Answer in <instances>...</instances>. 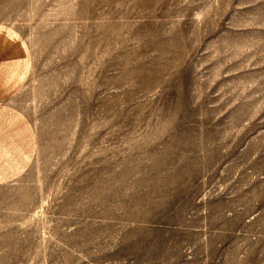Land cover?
I'll use <instances>...</instances> for the list:
<instances>
[{"label":"rangeland","instance_id":"374dc122","mask_svg":"<svg viewBox=\"0 0 264 264\" xmlns=\"http://www.w3.org/2000/svg\"><path fill=\"white\" fill-rule=\"evenodd\" d=\"M0 264H264V0H0Z\"/></svg>","mask_w":264,"mask_h":264}]
</instances>
